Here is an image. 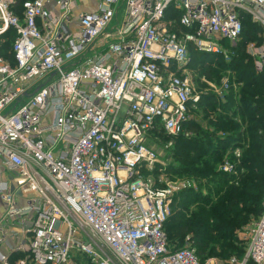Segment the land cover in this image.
<instances>
[{
	"label": "built area",
	"instance_id": "2783aa9c",
	"mask_svg": "<svg viewBox=\"0 0 264 264\" xmlns=\"http://www.w3.org/2000/svg\"><path fill=\"white\" fill-rule=\"evenodd\" d=\"M16 1L0 0V40L17 33L14 63L0 56V264H77L74 253L93 264H212L190 242L170 245L179 187L146 177L158 162L150 140L192 136L202 93L191 51L225 53L245 17L263 30L262 47H250L261 73L264 0H100L94 12L27 0L23 17ZM231 264H264V214Z\"/></svg>",
	"mask_w": 264,
	"mask_h": 264
},
{
	"label": "trees",
	"instance_id": "16d2710c",
	"mask_svg": "<svg viewBox=\"0 0 264 264\" xmlns=\"http://www.w3.org/2000/svg\"><path fill=\"white\" fill-rule=\"evenodd\" d=\"M25 1L17 0L12 7L19 17H23ZM254 25L248 17L244 18L243 34L238 43L243 41L244 30L248 32L245 46L257 42L253 37L259 33L260 27ZM16 37V31L10 29L0 40L1 43L3 38L7 39L1 52H7L5 60L12 63L11 51ZM226 46L228 48L227 43ZM192 53L190 68L197 71L200 68L207 78L216 79L225 73L236 76L243 88L230 92L223 102L215 95L204 96L197 108H203L200 116L206 121L205 127L190 119L186 130L192 136L173 138L171 153L174 163L169 164L168 173L202 178L216 184L208 189L209 195L193 189L177 193L173 198L172 215L166 224V234L170 245L177 249L190 242L202 263L209 258H228L232 253L243 258L245 247L239 243L237 233L249 222L259 221L264 214V73H256L253 60L243 46L238 47L231 62L226 63L221 56L216 71L211 62L208 65L204 60V54ZM162 134L155 132L154 136L167 137ZM237 148L241 149L240 157L230 156L226 160L227 152ZM226 162L236 174L219 170V166ZM89 261H79L78 264H91Z\"/></svg>",
	"mask_w": 264,
	"mask_h": 264
},
{
	"label": "rangeland",
	"instance_id": "374dc122",
	"mask_svg": "<svg viewBox=\"0 0 264 264\" xmlns=\"http://www.w3.org/2000/svg\"><path fill=\"white\" fill-rule=\"evenodd\" d=\"M125 10H126V6L124 5L123 8L120 10V14L118 17V21H114L111 28H114V32H117L123 19H124V14H125ZM255 28H259L258 25H254ZM246 29V28H245ZM259 33L254 35L255 37H253L254 39L257 40L254 42H249L246 44L245 46V38H246V34L248 32H246V30H244V36H243V41L240 43H237L236 45H229L228 44V48L225 44V48L226 51L225 53H221V54H217L211 57V54H204V60L207 61V64L209 65L211 62V66L214 69V71H216L215 69L218 68L219 63H221L219 61L220 57L222 56L223 60L228 63L231 62V58H233L234 56H236V53L238 52V47L243 46V48H245V52L246 54H248L250 56V58L253 60L254 63V67H255V71L258 74L264 73V68L262 69L261 73H259L257 71V67L255 65V61L254 58H252L251 56V51H250V47L251 44H254V48L256 49H260L263 45V30L261 28H259ZM7 39L3 38L1 43H0V56L5 59L7 58V52H1V50L5 49V45ZM243 43V44H241ZM195 51L192 49L191 54H193L192 52ZM196 52V51H195ZM212 58V60H211ZM202 62V61H201ZM218 64V65H217ZM196 74L193 76H196L195 81V85L196 88L198 89V92H201V97L203 98L206 95H215L216 97H218L219 100L225 101L226 100V96L232 92V91H239L241 88H243V84H239L236 81V76H231L228 73H225L224 75H220L219 78L216 77V79L213 78H207L205 77V75H203V72H201L200 68L198 69V71L196 70ZM201 72V73H200ZM215 74V72H214ZM212 74V75H214ZM212 77V76H211ZM213 85L216 90H217V94L216 91H214L211 86L209 85ZM228 86V87H227ZM202 101V99H201ZM9 109H6L3 113H6ZM202 106H199L196 109H192L191 110V114L190 117L192 120L195 119V123L199 124L203 127H205L206 121L203 119L201 115L202 113ZM158 133L162 134L163 132L158 131ZM259 135L262 134V132L258 133ZM163 135V134H162ZM173 143H174V139H170L167 137H163V136H153L151 137L150 140V144L152 146V148H154V150L157 152L158 154V162L156 164V166L153 168V171L150 172H145L146 177L151 179L152 181H154V183H156L157 186H163L166 187L169 184H173L174 186H178L179 190L176 191L175 195L177 193H180L182 190H194L195 192H201L203 195H209V190L208 189H212L214 188L216 183H212L209 180L206 179H202V178H192V177H178L177 174H174L173 172H169L168 173V166L169 164H173V159H172V153L171 150H173ZM241 155V149L237 148L235 149L233 152L232 151H228L227 152V158L226 160L229 159L230 156H235V157H240ZM225 160V161H226ZM227 163V162H226ZM226 163L224 165H226ZM224 165H220L219 166V170L221 171V168ZM157 169V170H156ZM174 195V197H175ZM179 200L181 201V199L179 198ZM179 201V202H180ZM258 221H251L249 222L247 225H245L238 233H237V238L239 240V243L241 244V246L245 247V252L248 246V239L250 238L251 232L255 226V224ZM15 228H17V226H15ZM189 238L186 239V244L188 242ZM194 248V247H193ZM195 249V248H194ZM105 250V248H104ZM195 251H197L195 249ZM197 253V252H196ZM74 262H76L78 264L79 261L81 262H85L86 258H84L81 254L79 253H74ZM234 259H238V260H242V258H240L239 255L232 253L230 257L228 258H222V257H215V258H209L206 260L207 261H212V264H231L232 260ZM90 262V261H89ZM91 263V262H90ZM93 264V263H91Z\"/></svg>",
	"mask_w": 264,
	"mask_h": 264
},
{
	"label": "crops",
	"instance_id": "0c3cea01",
	"mask_svg": "<svg viewBox=\"0 0 264 264\" xmlns=\"http://www.w3.org/2000/svg\"><path fill=\"white\" fill-rule=\"evenodd\" d=\"M100 0H80L79 3L86 12H94L97 10V7L99 5ZM7 179V176L4 174V171L0 168V183L1 181H5ZM5 209L3 201L0 198V223H2L4 226L1 228L6 229L8 226L6 223L3 222ZM2 252L7 253V249L2 248Z\"/></svg>",
	"mask_w": 264,
	"mask_h": 264
}]
</instances>
